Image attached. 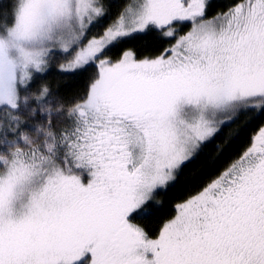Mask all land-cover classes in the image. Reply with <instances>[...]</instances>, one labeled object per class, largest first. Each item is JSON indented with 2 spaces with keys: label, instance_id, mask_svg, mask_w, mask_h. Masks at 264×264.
Wrapping results in <instances>:
<instances>
[{
  "label": "snow or ice",
  "instance_id": "1",
  "mask_svg": "<svg viewBox=\"0 0 264 264\" xmlns=\"http://www.w3.org/2000/svg\"><path fill=\"white\" fill-rule=\"evenodd\" d=\"M211 6L0 0V264H264V126L170 218L137 222L232 123L264 121V0ZM153 34L169 46H128ZM57 58L93 70L71 99L45 83Z\"/></svg>",
  "mask_w": 264,
  "mask_h": 264
},
{
  "label": "trees",
  "instance_id": "2",
  "mask_svg": "<svg viewBox=\"0 0 264 264\" xmlns=\"http://www.w3.org/2000/svg\"><path fill=\"white\" fill-rule=\"evenodd\" d=\"M234 2L236 0H212L208 16L211 17L217 12L226 10ZM113 15H115V9H113ZM107 23L108 21L105 22V26H107ZM182 31H187V28ZM174 42L171 41V43ZM169 43V41L153 34L139 36L131 41L128 46L136 48L141 54H156L158 50L168 47ZM53 71L52 77L46 78L45 83L50 86L53 93H59L61 97L71 99L84 89L93 70L89 69L79 74H64L58 71V67H55ZM259 126H264V121L249 125L245 122L243 116L232 123L225 129L221 138L217 139L215 144L207 149L194 165H190L185 169L179 180L166 195L158 196L157 200L152 201L147 209L138 214L137 222L144 223L152 228L157 219L170 218L173 215L174 204L181 202L190 195H194L227 167L230 161L249 145L253 133L258 130ZM217 146L223 149L222 153L218 152Z\"/></svg>",
  "mask_w": 264,
  "mask_h": 264
},
{
  "label": "rangeland",
  "instance_id": "3",
  "mask_svg": "<svg viewBox=\"0 0 264 264\" xmlns=\"http://www.w3.org/2000/svg\"><path fill=\"white\" fill-rule=\"evenodd\" d=\"M181 34H183V31H181ZM93 34L92 33H90L89 34V37L88 38H91V36H92ZM87 41L85 40V43H86ZM61 62H63L61 59H59V58H57V60H55L53 63H52V65H51V68L50 69H52V71H50L49 70V73H48V75H47V79H49V78H51L52 76V72H54L53 70H55V67H59V63H61ZM46 79V80H47Z\"/></svg>",
  "mask_w": 264,
  "mask_h": 264
}]
</instances>
